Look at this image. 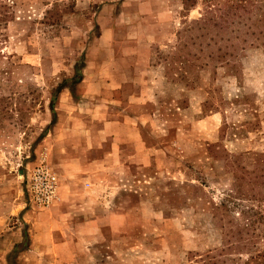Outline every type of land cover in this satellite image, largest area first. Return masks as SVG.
Instances as JSON below:
<instances>
[{
  "label": "rangeland",
  "instance_id": "1",
  "mask_svg": "<svg viewBox=\"0 0 264 264\" xmlns=\"http://www.w3.org/2000/svg\"><path fill=\"white\" fill-rule=\"evenodd\" d=\"M209 3L0 0V264H198L221 245L213 206L238 196L231 160L264 152V30L252 35L255 25L237 17L204 35ZM213 3L257 15V0ZM226 39L237 45L233 69L181 64L226 51ZM134 66L152 99L112 91L106 118L137 117L161 158L144 166L123 141L120 161L110 150L94 164L103 149L85 132L104 119L84 85ZM243 209L236 226L251 222L260 235L264 204ZM245 259L227 254L222 264Z\"/></svg>",
  "mask_w": 264,
  "mask_h": 264
},
{
  "label": "trees",
  "instance_id": "2",
  "mask_svg": "<svg viewBox=\"0 0 264 264\" xmlns=\"http://www.w3.org/2000/svg\"><path fill=\"white\" fill-rule=\"evenodd\" d=\"M185 1L188 2L189 0ZM206 1L212 4L213 14L202 23L205 24V27L199 28V30L205 31L204 35L213 33L214 30L210 28L211 24L214 27L218 26V29H222L227 21L237 17L242 18L246 22L250 20L255 25L258 32L252 33V35L260 34L264 30V0H257V15L255 19H252L250 16L247 18L240 17V14L237 13V6L234 8H231L232 5L228 6L227 8L234 9L228 13L222 11V7L213 3L216 2L217 4L219 0ZM227 1L229 3L243 1L244 4H248L249 2V0ZM248 28H250L249 24ZM216 34H218L217 31ZM226 42H228V44H225L227 47L226 51L220 52L216 50L204 57L195 54V52L190 53L189 55L192 58L190 60L187 58L183 59L181 64L184 61H191L192 66L199 69L207 67L214 68L218 64L219 66L230 64L229 66L233 69L234 65L231 64H235L237 45L233 39H226ZM199 53H201V50H199ZM78 77L79 72L77 70L73 79L77 80ZM231 164L234 176L239 182L238 196L236 198L224 196L218 203L214 204L213 216L214 218H218V222L222 223V243L218 248L201 255L199 260L196 261L198 264H222V257L232 253L239 254V256L245 255L246 259L244 264H264V214L256 212V215L262 221V232L260 235L255 234L252 230L251 222H246L243 227L236 226L234 217V214L244 215L245 212L247 213V210L243 209V204L246 202H257L260 205L264 204V152L241 154L240 157L238 156L234 160H231Z\"/></svg>",
  "mask_w": 264,
  "mask_h": 264
},
{
  "label": "crops",
  "instance_id": "3",
  "mask_svg": "<svg viewBox=\"0 0 264 264\" xmlns=\"http://www.w3.org/2000/svg\"><path fill=\"white\" fill-rule=\"evenodd\" d=\"M138 70H141L138 66H134V68L132 67V69H130V71L127 73H123L124 70L122 68L113 69L111 71V76H102L99 80H88L86 81L87 84L84 85L86 93L85 97L95 98L94 100L100 104L97 107L100 111L99 119H104L102 122H100V126L96 127V130L90 128V132H85V134L90 136L95 134L96 140L98 141V144H100L99 147L103 149L100 153H97L95 159L92 160L94 164L100 165V163H102L107 157L106 155L110 150H112V155L115 156V159L119 160L122 153L123 141L135 143L136 151L134 152V155L131 156V158L139 159L141 162H144V166L151 165L153 162L156 164L157 158H159L160 154L163 152L161 146L149 145L145 141L143 144L140 129L137 127V117L124 115L122 118L108 119V116L106 118L108 111H106L105 108L109 109V104L105 102H110L109 94H111L112 91H117L119 94H121L125 88H129L130 93L126 97L128 100L130 99V102H150L152 99L151 94V97L149 96V90H152L150 85L148 88L144 87V85L138 86L133 78H131L134 75L133 72ZM121 73H123L125 76L127 74L128 78H120ZM81 81L84 83L85 79H82ZM96 95H98V97ZM106 137L112 141V144L109 148L103 144V141L107 140ZM91 147V151H94L97 148L95 145H93V142ZM104 151L105 153L101 155Z\"/></svg>",
  "mask_w": 264,
  "mask_h": 264
}]
</instances>
